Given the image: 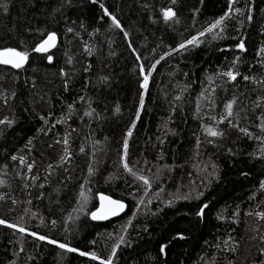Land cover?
<instances>
[{
    "label": "trees",
    "instance_id": "obj_1",
    "mask_svg": "<svg viewBox=\"0 0 264 264\" xmlns=\"http://www.w3.org/2000/svg\"><path fill=\"white\" fill-rule=\"evenodd\" d=\"M6 47L28 59L0 64V264H264V0H0ZM102 193L125 214L93 221Z\"/></svg>",
    "mask_w": 264,
    "mask_h": 264
},
{
    "label": "snow or ice",
    "instance_id": "obj_2",
    "mask_svg": "<svg viewBox=\"0 0 264 264\" xmlns=\"http://www.w3.org/2000/svg\"><path fill=\"white\" fill-rule=\"evenodd\" d=\"M172 2L174 3L175 0H172ZM228 4H229V7L231 8V6L233 4V0H228ZM100 7L104 8V5L101 3ZM232 10L235 11V12H241V9H239V8H235V9H232ZM250 10L251 9L249 7V11ZM161 11H162V15H163L165 20H169L170 18H172L175 15V13L173 12V9L171 7H168L166 9H162ZM104 13H105V15H110L108 13L107 9H104ZM229 15H230V12L229 11H225L224 14L222 16H220L208 28H206L205 31L207 32V31H210L212 28L217 27L218 25L221 24L222 21L225 20L226 17H229ZM248 18L251 19L252 17L249 16ZM111 20H112V24L115 25V27H117V28L120 27L119 21L114 16H111ZM68 31H72V29L69 28ZM124 35H125V37H127L128 34L125 32ZM198 35H203V33H198ZM55 42H56V33L49 32L47 34V38L44 39L41 43L37 44L35 49H34V51L38 52V53L47 52V50L49 48H51L55 44ZM194 42L198 43V41H197L195 36H193L191 38V40L186 41L185 43L191 44V43H194ZM129 46L131 47V45H129ZM184 46H185L184 44L178 45L179 48H184ZM236 48H238V49L243 51L244 50L243 42L236 44ZM173 51H175V49H173ZM262 51H264V49H262ZM164 55L166 56V55H168V53H165ZM137 58L139 59V57H137ZM27 59H28L27 51H17L16 48H11V47H6V48H3V49H0V64L11 65L13 68H17L18 69V68L22 67V65L25 63V61ZM161 59H163V57H161ZM48 60L51 61L52 57L48 56ZM157 63H159V61H157ZM154 67H155V65H152V67L147 69V73H148L147 75L145 74L146 70L144 69V67L143 66L140 67V73L143 76V81L140 84V87L142 89L147 87L149 75H151L152 68H154ZM61 74L63 75V72ZM224 75H226L229 79H234L236 74L231 69H229L226 73H224ZM244 79L248 80L249 77L245 76ZM143 102H144V94H143V92H141V94H140V103H141V105L143 104ZM232 103H233L232 101H229L225 105V108L228 110L229 116H231V114H232V111H231L232 110ZM69 108H71V105H69ZM139 111L140 110L138 108L137 109V116H139ZM221 119H223V117H221ZM4 123H7L8 126H11L13 121L12 120H8L7 117H5L4 120H0V124H4ZM134 123H135V121H133V124ZM229 124H231V121H229ZM261 128H262V130H264V124L261 125ZM131 131H132V129L129 128L128 134H131ZM205 131L210 136H213V137L221 135L220 131L214 130L213 128H206ZM241 131L247 132V129H241ZM257 139H261V137H257ZM65 143H67V141H65ZM123 147L125 149V154H126V150L128 148L127 136H125ZM81 150H83V149H81ZM262 150H264V149H262ZM65 151H67V149H65ZM12 159L15 160L16 157L13 156ZM20 159H21V162L23 163V157H21ZM121 160L124 161L125 157L122 156ZM123 167H124L125 171H131L129 169V165H128L127 162L123 163ZM28 168L31 169L32 165L29 164ZM91 171H92V169L89 168V172L90 173H91ZM133 174L135 175V173H133ZM139 179L143 180L145 185H149L150 184L149 179L147 177H145V176H140ZM261 187L264 188V181H261ZM100 201H101L100 208H97L95 211L91 212V218L93 220L105 219L107 216L116 215L117 212L123 210V208L125 207V205L120 200H113L110 197L105 196L103 194L100 195ZM205 207H207V206L205 205V206L201 207L200 210L196 212V215L197 216H202ZM256 215L260 216L261 213H256ZM218 218L223 219L222 216L218 217ZM6 223L7 222L5 220L0 219V224H6ZM52 223L55 224V221H52ZM8 227L15 229L18 226L16 224H9ZM19 231L21 233H24V232L27 231V229L24 228V227H19ZM31 235L32 236H36L37 233L32 232ZM38 238L40 240L47 239V237H45L43 235L39 236ZM261 238L264 239V237H261ZM123 241H124V237L121 236L119 238V243H123ZM49 243L57 244L58 242L56 240H50ZM58 246H59L60 249H65V250H67L69 252H77L78 251V249L70 247L67 243H59ZM163 251H164V246L161 245V252H163ZM115 252H116V248L114 246L112 248V253H115ZM80 255H82V256L91 255L93 259H97L98 258L95 253L80 252ZM101 264H112V256L109 255V257L106 260L101 261Z\"/></svg>",
    "mask_w": 264,
    "mask_h": 264
},
{
    "label": "water",
    "instance_id": "obj_3",
    "mask_svg": "<svg viewBox=\"0 0 264 264\" xmlns=\"http://www.w3.org/2000/svg\"><path fill=\"white\" fill-rule=\"evenodd\" d=\"M56 44H57V37H56V42H55V44H54L51 48H49L47 51L52 50V49L56 46ZM102 194L105 195V196L110 197V198L113 199V200H118V199H115V198H113V197H111V196H109V195H107V194H104V193H102ZM100 195H101V194H100ZM100 195L98 196V207H97V208H100V206H101ZM120 201L125 205V207L123 208V210L117 212L116 215H110V216H107L105 219H99V220H93L92 218H91V219H92L93 221H95V222H108V221H110V220H114V219H117V218L123 216V215L125 214V212L127 211L128 206H127V203H126L125 201H122V200H120ZM97 208H96V209H97ZM96 209H95V210H96ZM95 210H94V211H95Z\"/></svg>",
    "mask_w": 264,
    "mask_h": 264
}]
</instances>
